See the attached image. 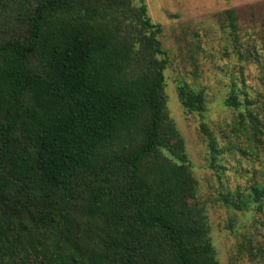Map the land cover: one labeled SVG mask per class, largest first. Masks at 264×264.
Instances as JSON below:
<instances>
[{
	"label": "trees",
	"instance_id": "obj_1",
	"mask_svg": "<svg viewBox=\"0 0 264 264\" xmlns=\"http://www.w3.org/2000/svg\"><path fill=\"white\" fill-rule=\"evenodd\" d=\"M161 32L144 0H0V264H220ZM176 90L186 113L205 110L202 90ZM225 105L261 140L234 88ZM221 200L264 214V180Z\"/></svg>",
	"mask_w": 264,
	"mask_h": 264
},
{
	"label": "rangeland",
	"instance_id": "obj_2",
	"mask_svg": "<svg viewBox=\"0 0 264 264\" xmlns=\"http://www.w3.org/2000/svg\"><path fill=\"white\" fill-rule=\"evenodd\" d=\"M168 52L167 109L182 135L210 236L220 264H264V214L235 210L222 194L247 193L264 180V135L250 140V121L234 128L242 111L225 105L234 88L243 107L264 119V0H144ZM233 10L234 27L225 14ZM186 82L206 97L203 112L186 113L176 86ZM248 99L250 102L245 101ZM209 134L221 153L209 166ZM251 147V148H250Z\"/></svg>",
	"mask_w": 264,
	"mask_h": 264
}]
</instances>
